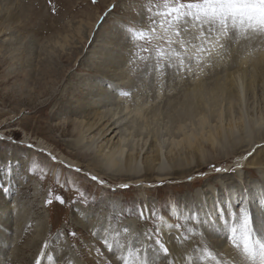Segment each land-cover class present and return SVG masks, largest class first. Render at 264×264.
Returning <instances> with one entry per match:
<instances>
[{
    "label": "rangeland",
    "instance_id": "obj_1",
    "mask_svg": "<svg viewBox=\"0 0 264 264\" xmlns=\"http://www.w3.org/2000/svg\"><path fill=\"white\" fill-rule=\"evenodd\" d=\"M5 1L0 0V136L13 138L15 143L0 141V264H35L41 251L45 253L42 264H109L117 255L134 261L128 251L114 249L113 253L102 246L100 241L106 226L113 244L115 230L121 231V240L159 230L160 239L170 251L168 258L161 256L165 262L173 260V254L178 252L173 247L175 243L180 250L188 252L189 258L185 260L188 264H206L211 257L203 255L204 251L207 253L203 247L211 246L210 243L219 245L223 251L232 250L247 261L242 249L233 247L228 237L231 227L239 228L242 207L255 212L260 204L264 206V161L256 167L247 165L249 160L263 157L264 142L250 151L252 155L247 160L236 158L231 149L212 150L205 142L204 167L196 170L194 161L193 172L184 181L161 182L167 172L156 170L160 174L157 176L146 173L141 167L134 183L123 177L125 172L113 170L103 174L102 169L93 167L94 170L90 166L106 141L115 134L104 138L101 144L96 143L88 152L84 146L75 148L72 143L77 138L74 125L85 121L86 99L104 94L110 95V107L101 111L120 113L116 119L121 128L117 132L127 130L129 134L131 131L130 147L135 151L144 148L138 161L155 153V134L160 129L167 140L164 151H169L172 139L169 141L167 128L182 136L195 126L194 120L177 115L181 113L180 100L184 99L187 89L200 82L211 86L216 79L225 78L233 65V51L240 50L250 57V64L253 63L264 54V46H260L264 39L240 38L231 46L229 54L214 66L198 67L193 62L192 71L185 79L184 73L174 74L172 69L149 72L152 61L148 60L146 66L147 56L140 51L143 44L129 43L120 35L123 26H118L117 22L121 18H139L153 7V0ZM114 3L118 5L119 15L108 11ZM118 53L123 55L124 65L118 69L122 80L116 83L108 77L112 65L107 60ZM29 54L34 58L32 66L27 63ZM188 54L195 57L197 52L190 49ZM45 60L51 63L50 68L41 65ZM250 64L248 67L252 70ZM25 72H30L31 77L25 76ZM262 87L260 82L256 99L252 92H247L244 112L255 114L264 109ZM111 95L115 98L111 99ZM226 105L221 102L222 110ZM235 112L238 114L239 110ZM157 113L162 115L155 119L153 116ZM179 124L182 128L177 131ZM208 131H204V136ZM90 140L89 137L85 144ZM29 144L33 147L28 148ZM242 150L247 152L249 148ZM236 163L244 167L234 173H216L212 167L231 168ZM75 168L82 171L77 173ZM101 172L103 175L99 176ZM88 174L98 176L107 184L101 188L87 178ZM222 176L226 177L225 185H217L216 179ZM125 184L128 188L122 189L121 185ZM211 184L212 188H208ZM3 186L8 187L7 193H3ZM109 189L116 191L110 194ZM259 189L262 197L256 202L254 198ZM232 194L239 199L238 203H232ZM57 196H62L66 203H57ZM101 197L108 198L109 202L101 203ZM48 199L53 201L51 205L47 204ZM85 203L95 213L94 219L84 220ZM142 206H146L144 219L139 216ZM194 214L199 219H195ZM176 223L183 228L177 231ZM123 228L130 229V233L125 235ZM189 228L192 231H188ZM71 231L77 232V238L68 235ZM93 231L97 232L95 237L91 235ZM177 236L181 239L177 240ZM195 239L201 245L193 248L197 243ZM254 239L264 242V231H256ZM45 243L49 245L47 249L43 248ZM151 259L153 264H159L155 253ZM116 264L123 262L116 260Z\"/></svg>",
    "mask_w": 264,
    "mask_h": 264
},
{
    "label": "bare ground",
    "instance_id": "obj_2",
    "mask_svg": "<svg viewBox=\"0 0 264 264\" xmlns=\"http://www.w3.org/2000/svg\"><path fill=\"white\" fill-rule=\"evenodd\" d=\"M5 2H7V0ZM11 16L12 14L10 15V17ZM261 38L264 39V37ZM262 41L263 42H260V46H264V40ZM32 48L34 49V47ZM29 55L30 57L28 58L27 63L32 66V59L34 58H31V54ZM244 55V53L241 54L240 50L233 51V53L231 54V63H233V65L229 68V73H227L226 77L224 76L225 78L216 79L215 82L211 84V86L206 83L200 82L193 84L187 89L186 93L184 94V99L180 100L181 113L177 115L182 118L188 117L189 119L194 120L195 126L191 131L185 133L182 136L176 135V130L169 131L166 127V131L168 134L167 136H169V141L170 138L172 139V147L169 148V151H164V145L167 140H165L164 138L166 136L163 133L164 131L160 129V131L155 134V153L152 152L149 156L144 157V160L142 162L138 161V159L141 157L144 148H142L140 151H135L134 149H132V147H130V140L128 138H130L129 135L133 134L131 133V131L129 134L126 133L127 130L122 133L117 132V130L119 131L121 128L120 122L118 121L119 119H116L120 113L115 114L114 112L112 114H109V111H107L106 113L101 111V109L103 108L110 107L108 104L110 100V95L103 96L104 94H96V96L93 95L94 97H89L86 99L88 101V104L83 108L85 112V121L80 122L81 124L78 123L74 125V131L77 132V138L74 143H72L73 147L78 148V146H84V148L88 152L89 149H91V147L94 146L96 143L99 142L101 144L102 141L105 142L104 138L115 134L111 139L106 141V145L104 146L103 150L100 152V154H98L97 157L94 158V161L90 164V166L91 168L94 167L102 169L103 174H106V172L113 170L114 172H116V170L117 172H125L122 173L124 175L123 177H127V181H129L130 183H134V180L139 178V176L137 175L140 174L139 170H141V167L144 168L146 173H153L157 176L160 174L156 173V170H158L159 172H167L165 175L162 176L163 179H160L161 182L178 180L184 181L186 178L190 177V172L193 170V168H191V164L194 161L197 164L195 167L196 170L201 171V169L204 167L202 161L206 155V147L204 146L205 142L210 144L209 147H211L212 150L217 151L220 148V150L226 151L231 149V151H234V154L236 153V158L240 160L243 159L245 154L250 152L257 145L264 142V109L260 110V112L255 114L248 113V111L244 112L243 109L247 101V92H252L254 99H256L258 96L257 89L260 82L264 87V54L260 55L256 59V61H253V63L251 64V59H249L250 57L248 58ZM121 57H123V55L121 53H118L116 57H113L112 55V57H108L107 60L108 62L110 61V65L113 66H111L110 68L111 71L109 72L111 73V75L108 77L116 83L122 80L123 77L121 73H118V69H120L122 65H124L122 64ZM248 64L252 66V70H249L250 67H248ZM41 65L46 68H50L51 63L45 60L43 61V64L41 62ZM22 73L20 75H22ZM236 74L239 75L236 76ZM24 75L31 77L30 72H27ZM111 87L113 88V86ZM262 94H264V91H262ZM114 98L115 96L111 95V99ZM222 101L227 103V108L223 106L225 110H222ZM111 105L113 106V103ZM236 109L239 110L238 114H236L235 112ZM111 111L112 110H110V112ZM161 115L162 113H157L154 114L153 117H155L156 119L160 118ZM178 116L177 118L179 119ZM168 118L170 120H173L172 115H169ZM212 120L214 121L215 125L211 123ZM181 128L182 127L179 124V126L177 127V131L181 130ZM206 130L209 131L206 132L207 136H204V131ZM89 137L91 139L90 143L85 144ZM244 148H249V151H243L242 149ZM262 152L263 157L249 160L247 165H249L250 167H256L261 164L264 161V151ZM83 156L86 157V154ZM102 172L99 173V176L103 175ZM262 173H264V170ZM225 179H216L215 183L217 185H225L223 183V180ZM144 181L150 182L146 179H144ZM208 188H212V184L208 185ZM260 192L262 193V190H257V198H254L256 202L259 201L260 197L263 196L264 198V194L261 196ZM232 200V203L239 202V199L237 197L235 198L234 194H232ZM210 205H213L214 207V203L210 202ZM214 214L217 216V218L219 217V214ZM165 225H167V223ZM197 240L198 239H195V241ZM200 240L201 239H199V241ZM198 244L199 243L197 241L196 245H193V248L197 247ZM210 245L211 246L205 244V246L207 247H203L205 248L207 253H212V255L210 256L211 259L208 258L206 264H217V261H219L220 264H230V262L233 264H250V262L247 263V261L238 256L232 250L223 251L224 249L221 248L219 245H214L212 243H210ZM173 247L174 249L178 250L177 253L173 254V260L177 262V264H184L185 260L189 258L187 257L188 254H186L188 252L184 251L185 249L180 250L178 244L176 245V243ZM207 253L204 251L203 255ZM234 255L237 257L236 259H234ZM109 264H116V260L114 262H109Z\"/></svg>",
    "mask_w": 264,
    "mask_h": 264
},
{
    "label": "snow or ice",
    "instance_id": "obj_3",
    "mask_svg": "<svg viewBox=\"0 0 264 264\" xmlns=\"http://www.w3.org/2000/svg\"><path fill=\"white\" fill-rule=\"evenodd\" d=\"M95 2L96 0H93V3ZM108 11L113 15H119L118 5L115 3ZM117 23L118 26H123L120 27V35L127 42L135 41L143 44L140 51L147 56L146 66L148 60L152 61V66L147 69L149 72H167L168 69H172L174 74L184 73L186 79L187 73L192 71L193 62L198 67L214 66L217 61L223 60L229 54L231 46L238 43L240 38L264 37V0H159V2L153 0V7L139 18L133 17L132 20L121 18ZM190 49L197 52L195 57L188 54ZM144 58L141 56V59ZM124 94L127 95V93ZM0 141L15 143L13 138L4 136H0ZM27 147L32 148L33 145L29 144ZM251 155L252 153L249 152L244 159L247 160ZM212 167L216 173H234L237 169H242L244 165L236 163L235 167L231 168L215 165ZM74 171L79 173L82 169L75 168ZM87 178L101 188L107 184V181L96 175L88 174ZM219 178L225 179L226 177ZM121 188L127 189L128 185H121ZM8 191V187L3 186V193ZM115 191V189H109L110 194ZM83 195L81 193V197ZM56 202L60 205L66 203L62 196H57ZM100 202L107 204L109 201L108 198L101 197ZM52 203L53 201L48 199L47 204ZM72 203L81 202L72 201ZM83 211L84 220L95 218V213L88 208L86 203ZM145 211L146 206H142L139 210L141 219L145 218ZM152 215H156L154 210ZM157 218L160 219V217ZM194 218L199 219L195 214ZM84 220L80 222L84 223ZM175 228L179 231L183 225L176 223ZM85 229H87V224H85ZM188 231L192 229L189 228ZM256 231H264V206L257 208L255 212L242 207L239 228L231 227L228 239L233 247L242 249L244 258L250 264H264V242L254 239ZM104 232V238L100 242L108 252L114 253V249H119L121 252L128 251L129 255L134 256V261H130L125 255L115 256V259L122 261L123 264H153L151 259L153 253L159 260V264H174L172 259H167L166 262L161 259V256L168 258L170 251L160 239L159 230L154 233H145L143 237L137 233L131 240H121V231L115 230L112 237L114 244L108 238L107 226ZM122 232L127 235L130 229L123 228ZM68 235L77 238L76 231H71ZM91 235L95 237L97 232L93 231ZM176 239L179 240L181 237L177 236ZM48 247L47 243L43 245L45 249ZM207 254L212 255L210 252ZM44 255L45 253L41 251L35 264H42ZM217 264L220 262L217 261Z\"/></svg>",
    "mask_w": 264,
    "mask_h": 264
}]
</instances>
